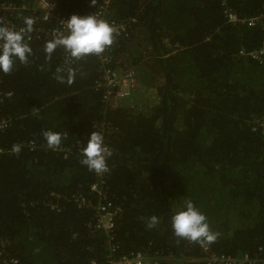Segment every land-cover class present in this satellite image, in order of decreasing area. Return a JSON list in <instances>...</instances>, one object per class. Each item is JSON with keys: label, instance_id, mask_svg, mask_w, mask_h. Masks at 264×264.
Returning a JSON list of instances; mask_svg holds the SVG:
<instances>
[{"label": "trees", "instance_id": "obj_1", "mask_svg": "<svg viewBox=\"0 0 264 264\" xmlns=\"http://www.w3.org/2000/svg\"><path fill=\"white\" fill-rule=\"evenodd\" d=\"M1 1L35 7L39 0ZM48 1L70 17L94 14L105 0ZM226 5L250 18L263 11L264 0H111L113 19L131 21L129 37L113 50L115 61H133L143 82L164 81L149 109L137 97L108 110L95 88L98 56L63 67L65 50L49 58V40L36 35L28 62L0 72V109L12 121L0 137L6 151L0 158V241L9 242V255L23 264L104 263L111 241L116 258L136 251L199 257L200 245L177 238L171 228L173 203L184 199L207 216L217 234L210 244L215 253L262 248L264 254V141L250 127L251 117L264 113V65L239 56L264 46V30L227 24ZM21 15L23 22L28 13ZM102 124L116 130L109 140L107 196L123 210L111 236L93 228L95 212L80 209L74 197L99 199L81 151ZM46 131L62 136L55 150ZM153 216L159 223L150 228Z\"/></svg>", "mask_w": 264, "mask_h": 264}, {"label": "built area", "instance_id": "obj_2", "mask_svg": "<svg viewBox=\"0 0 264 264\" xmlns=\"http://www.w3.org/2000/svg\"><path fill=\"white\" fill-rule=\"evenodd\" d=\"M224 7L223 13L227 24L238 27L248 26L249 28L263 25L264 30V9L259 14L248 18L239 15L238 12L227 5ZM24 11L28 13V17H33L35 20L31 37L36 35V38H45L51 41L54 38L67 34L65 29L60 25V21L67 20L69 17L62 14L57 3L48 0H39L35 7H28L27 5L16 7L15 5L0 0V22H2L3 26L10 28L14 27L17 30L23 27V22L18 21V19L23 17L21 12ZM94 14H96L99 19L107 21L115 28L113 44L107 47L102 54L97 55L101 63V75L95 84L96 90L103 92V101L108 110H112L117 107H122L124 103L127 105L139 97V88L142 87L140 83L141 69H139L133 61L126 62L123 66V62L121 60L115 61L113 56V50L116 44H118L121 39L129 37L128 28L131 21L113 19L111 0H105ZM50 25L51 27L47 28V26ZM239 56L253 60L260 65H264V46L253 50L242 49L239 51ZM71 63H73V59L67 54L62 66L68 67ZM1 80L0 78V84ZM11 125V119L4 117L0 109V137ZM95 127L97 133L103 136L104 143L109 149L110 137L116 134V130L109 124L97 125ZM250 127L252 131L259 134L264 141V113L251 117ZM29 146L34 148L36 143L31 142ZM2 154H6V151L0 147V158ZM65 157H67V155ZM94 177L95 180L91 186V192L99 196L96 203L88 200L84 196L76 197V195L74 196L75 201L80 209H88L95 212L93 225L95 230L103 231L111 236L117 229V221L120 219L123 210L116 206L114 202L109 199V196H107V190H109L107 172L103 174L94 172ZM48 205L53 210L59 211L60 209L58 204L52 201H50ZM8 244L9 242L7 241H0V264H23L19 258L13 257L7 253ZM108 244L110 245L111 255L106 258V261L101 263L94 259L90 264H162V261L201 262L203 264H264L262 248L255 254L243 253L239 255H227L215 253L210 245L201 246L199 244L202 251L199 257L187 255H183L178 259L172 256L162 257L161 255L151 257L145 251H136L116 258L112 255L116 251L115 244L111 241H108Z\"/></svg>", "mask_w": 264, "mask_h": 264}, {"label": "clouds", "instance_id": "obj_3", "mask_svg": "<svg viewBox=\"0 0 264 264\" xmlns=\"http://www.w3.org/2000/svg\"><path fill=\"white\" fill-rule=\"evenodd\" d=\"M34 23L33 17L26 16L23 19L24 26L17 30L14 27L3 26L0 22V72L9 74L14 70L17 61L25 64L28 62L33 54L29 41L32 38ZM60 25L67 34L46 42L44 52L49 58L57 48L61 47L73 60L89 55H100L114 42L115 28L107 21L99 19L96 14L84 16L74 14L67 20L60 21ZM43 135L50 149L55 150L61 144L60 133L46 131ZM13 151L18 153L20 147L14 146ZM81 155V162L89 171L97 174L109 171L107 160L113 153L105 145L101 134L97 132L90 134ZM170 220L173 234L177 238L198 243L201 246L210 245L217 239V234L210 229L207 216L191 199H184L175 209ZM158 223V218L153 216L148 226L151 228Z\"/></svg>", "mask_w": 264, "mask_h": 264}, {"label": "rangeland", "instance_id": "obj_4", "mask_svg": "<svg viewBox=\"0 0 264 264\" xmlns=\"http://www.w3.org/2000/svg\"><path fill=\"white\" fill-rule=\"evenodd\" d=\"M141 88H139L140 92V98L139 101L141 102L139 105L140 107H146V109L151 108L156 102H157V96H158V89L160 87H162V85L164 84V81H162L159 78H156L154 81L146 83L141 81ZM146 97V98H145ZM150 100L152 101L150 103ZM181 204V202H179V204H177V202L173 203V210L175 211L176 208L179 207V205Z\"/></svg>", "mask_w": 264, "mask_h": 264}, {"label": "flooded vegetation", "instance_id": "obj_5", "mask_svg": "<svg viewBox=\"0 0 264 264\" xmlns=\"http://www.w3.org/2000/svg\"><path fill=\"white\" fill-rule=\"evenodd\" d=\"M156 78H159V77H158V76H155V79H156ZM159 79H161V78H159Z\"/></svg>", "mask_w": 264, "mask_h": 264}, {"label": "crops", "instance_id": "obj_6", "mask_svg": "<svg viewBox=\"0 0 264 264\" xmlns=\"http://www.w3.org/2000/svg\"><path fill=\"white\" fill-rule=\"evenodd\" d=\"M146 98V97H145ZM152 101L150 100V103H151Z\"/></svg>", "mask_w": 264, "mask_h": 264}]
</instances>
